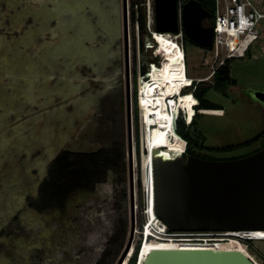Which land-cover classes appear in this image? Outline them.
Listing matches in <instances>:
<instances>
[{"label": "rangeland", "instance_id": "obj_1", "mask_svg": "<svg viewBox=\"0 0 264 264\" xmlns=\"http://www.w3.org/2000/svg\"><path fill=\"white\" fill-rule=\"evenodd\" d=\"M148 2L127 0V36L131 43V57L134 58L133 82L137 90L140 80L136 68L140 66L142 72L145 63L147 79H150L153 71L159 67L156 59L159 54L156 58L153 54L155 48L151 53V47L145 51L151 43L146 42L150 35L147 27ZM185 2L180 1V6ZM98 3L97 0H89L91 8L102 3L105 5L88 12L90 24L82 25L79 35L74 36L73 42L69 44L65 34L73 37L71 23L78 17L73 16L64 4L58 7L54 0H0V264H117L128 242L131 198L124 100L122 106L117 102H110V106H106L105 116H114L115 124L109 126L107 122L100 125L99 129L94 124L87 127L89 101L78 99L72 109L64 102L70 97L69 89L76 93L80 86L77 84V65L81 61L78 55L81 42L90 36L93 18L99 16L96 18H102L100 22H107L112 28L110 22L106 21L105 15L111 12L107 5H119L122 8V0H103ZM150 3L154 31L153 0ZM253 3L264 12V2L258 5L255 0ZM141 14L146 30L143 37L135 22ZM37 19L39 23L35 22ZM203 25L208 26L207 23ZM259 26L263 30L246 55L229 62L235 85H211L213 78L210 76L221 58L215 60L213 52L202 50L189 42L183 43L186 76L190 80L208 78L197 86H210L206 89L204 99L220 108L196 109V115L195 112L193 114L194 125L186 128V134L192 139L198 135L203 138L205 149L197 150L199 155L224 161L242 158L264 148V135L253 142L264 132V111L241 94L245 89L264 91V19ZM41 32L45 34L41 35ZM109 37L108 40L95 38L97 43L100 40L101 46L97 51L101 53H97V57L103 62L109 57L107 45H110L113 36ZM177 41L180 42L181 37ZM71 70L75 80H68ZM139 76L142 77V74ZM133 104L136 107V126L133 125L132 134L135 229L143 222V197L139 184L141 173L145 176V168L142 163L143 142L136 99ZM248 142L252 143L245 145ZM64 149L85 153L117 149L122 160L119 159L115 167L107 171L103 182L95 184L90 190L73 192L63 207L47 212L28 208L27 197L37 195L38 184L45 178L48 164ZM122 227L125 237L121 244H110L119 237ZM136 239L133 234L130 250L136 245ZM180 239L204 241L201 247L195 248L186 245L189 243L173 244L188 252L238 250L236 245L226 242L222 243L228 246L221 248L209 245L229 240L223 233L187 234L181 235ZM119 244L118 256L101 262L104 252L112 253ZM148 245L163 246L154 241ZM245 248L259 264H264V243L252 241ZM129 252L123 263L127 261L128 264L131 260L134 253Z\"/></svg>", "mask_w": 264, "mask_h": 264}, {"label": "water", "instance_id": "obj_2", "mask_svg": "<svg viewBox=\"0 0 264 264\" xmlns=\"http://www.w3.org/2000/svg\"><path fill=\"white\" fill-rule=\"evenodd\" d=\"M208 21V26L203 25ZM213 16L198 0H153V24L157 34L177 35L180 30L192 45L213 48ZM122 25L127 41V3L122 2ZM152 35L146 48L154 47ZM126 45V44H125ZM127 67V47L125 51ZM128 75L126 82L128 84ZM249 102L264 111V91L242 90ZM126 131L129 153L130 233L117 264L132 245L133 164L129 103ZM153 208L157 219L179 234L208 235L264 231V148L233 160H209L186 154L173 158L164 149L151 152ZM138 257L135 264H137ZM144 264H254L240 251H192L150 253Z\"/></svg>", "mask_w": 264, "mask_h": 264}, {"label": "bare ground", "instance_id": "obj_3", "mask_svg": "<svg viewBox=\"0 0 264 264\" xmlns=\"http://www.w3.org/2000/svg\"><path fill=\"white\" fill-rule=\"evenodd\" d=\"M147 5V27L149 28L150 34L153 37L152 42L155 44L153 47L155 50H153L151 47L150 53L153 50V54H155L154 58L157 54L161 56L160 59L157 60L159 62L157 63L159 66L158 70L153 71L151 79L147 81L141 76H139L138 79V81L140 80V85L138 86L139 97L137 105L140 114V126L143 142L142 163L143 167L145 168L144 180L147 182V187L151 192L149 194V226L156 217L153 208L151 152L153 149H164L168 156L173 158H182V153H186L187 149L185 140L178 137L173 129V118L175 111L173 110L172 113H170L166 100L177 95L178 110H183L185 120L187 121H191L194 111L193 108L196 106L197 101L195 97L192 96V94H181L185 88L191 86L192 80L186 76L185 54L179 42L177 41L178 37H173L171 34H157L152 30L153 25L150 0ZM154 58H152V60ZM168 104L172 105L173 102L170 101ZM133 155V163H135L136 159L134 152ZM146 233L148 234V230ZM223 234L226 235V237L237 235L236 233L232 232ZM252 234L257 238H264V231H255L252 232ZM165 241L170 243L158 242L166 244H164L162 247H151L145 243V245L138 251L137 264H144L149 254L154 252H188L187 249L179 246H173V244L179 242L189 243L190 241ZM220 242L234 244L238 247L237 251L240 252L241 248H243L242 246L239 247L240 245L231 239H225ZM130 252L131 254L135 252V246H133ZM129 256L131 255L129 254ZM123 264H127V261H125Z\"/></svg>", "mask_w": 264, "mask_h": 264}, {"label": "flooded vegetation", "instance_id": "obj_4", "mask_svg": "<svg viewBox=\"0 0 264 264\" xmlns=\"http://www.w3.org/2000/svg\"><path fill=\"white\" fill-rule=\"evenodd\" d=\"M91 2L96 0H90ZM114 1V0H109ZM98 5L103 0H97ZM123 2V0H122ZM127 3V0H126ZM104 3L99 6L92 7L91 10L99 9ZM105 5V4H104ZM107 7L111 10L110 13H107L106 21H109L112 25V28L108 26L107 22H100L102 18H93V22L90 25L92 31H90V36L88 40H83L81 42V52L79 51L78 58L80 57V64L77 65L79 69V78L78 83L80 86L74 93L72 89L70 91L69 101L64 102L72 109L73 104L76 100L82 99L89 101V109L86 113L89 122H87V127L96 126L97 129L100 128V125L107 124L112 126L115 124L114 116H105L104 110L106 106H110V102H117L118 105L125 104V112L127 117V106L129 103L130 109V121H131V135L133 134V125L136 126V107L133 104L136 99V88L133 82V73H134V58L131 57V43L127 36V41L124 39L123 34V25H122V8L119 5L112 7ZM204 23L209 24L208 21ZM127 24H128V5H127ZM105 29V30H104ZM121 29V33H120ZM128 30V29H127ZM181 41L183 43V32L180 30ZM112 35L110 45H107L109 50V62L98 60L97 51L100 48V40H108ZM95 38H100L99 43L96 42ZM95 39V40H94ZM126 44V45H125ZM127 47V67H126V58L125 51ZM84 53V54H83ZM92 56L93 54H95ZM101 53V52H100ZM158 55V54H157ZM156 55V56H157ZM72 70L70 71V74ZM69 74V75H70ZM74 74V73H73ZM73 74L70 75L68 80L74 79ZM126 74L128 75V84L126 82ZM68 75V76H69ZM151 79V78H150ZM149 79V80H150ZM75 80V79H74ZM148 81V80H147ZM66 105V106H67ZM115 109V107H113ZM110 117V118H109ZM77 118V117H76ZM89 123V124H88ZM127 126V124H126ZM127 138V131H126ZM105 150V149H100ZM111 150V149H108ZM99 151V150H98ZM95 151V152H98ZM64 152L76 154V153H85V152H74L67 149L61 150L56 157ZM93 152V153H95ZM92 153V152H91ZM55 157V158H56ZM54 159L50 161L47 167L46 176L41 180L37 187V195L35 197H27V206L28 208L33 209L38 212H47L52 209H57L63 207L64 203L67 201L68 196L61 203L55 201L52 196V191L48 187L50 184L49 174L51 172V167L53 166Z\"/></svg>", "mask_w": 264, "mask_h": 264}, {"label": "built area", "instance_id": "obj_5", "mask_svg": "<svg viewBox=\"0 0 264 264\" xmlns=\"http://www.w3.org/2000/svg\"><path fill=\"white\" fill-rule=\"evenodd\" d=\"M253 1L255 0H214L215 12L213 16V48L210 52H213V57L215 60L221 58V62L219 63V68L221 65L224 64L226 60L234 59V58H243L249 50L251 44L257 40L262 32L263 28L259 26V23L262 19H264V12L257 9L254 6ZM264 2V0H257V4L260 5ZM180 5V3H179ZM173 37H181L180 32L177 35H172ZM181 48H183L182 41L179 42ZM138 49V46H137ZM138 54V50H137ZM216 68V69H217ZM142 72L140 71V66L138 69L136 68L137 75L142 74L144 80L147 79V74L145 69L142 66ZM214 69L213 72L216 70ZM212 72V74H213ZM211 74V76H212ZM210 76V77H211ZM137 77V79H138ZM209 77V78H210ZM208 78H198V79H191L194 86L207 81ZM187 87L185 88L181 94L185 95L194 94L195 88ZM138 90L136 88V100L138 102ZM171 99V100H170ZM170 101L173 104H168ZM167 107L169 108L170 113L175 111V115L173 118V122L175 123L176 119H180L184 122V125L187 127L190 124V120H185V115L183 110H178V96L176 95L173 98H169L166 100ZM176 103V104H175ZM197 104V102H196ZM182 111V113H181ZM140 117V116H139ZM142 149V148H141ZM134 153H136V147H134ZM143 152V150H142ZM185 153H182L184 155ZM134 181V179H133ZM152 188H153V180L151 176ZM140 187L141 193L143 197L142 208H141V215L143 222L141 223L140 227H135L133 233L136 239L135 245V252L130 259L133 257H138V251L141 249L145 243L149 244L151 241L154 242H166L170 243L165 240L178 241L181 235L187 234H179L170 232L158 219L155 217L153 222L148 226V219H149V210H150V203H149V194L151 193L147 187V182H144L143 172L141 173L140 177ZM153 192V191H152ZM148 230V234L146 233ZM236 236H227L231 240H235L239 247L241 248V252L254 264L257 262L254 258L248 253L244 245H250L252 241H260L264 240L261 238H257L253 236L251 232H234ZM226 236V235H225ZM193 242V241H190ZM189 242V243H190ZM197 242H204L203 240ZM130 261V260H129Z\"/></svg>", "mask_w": 264, "mask_h": 264}, {"label": "trees", "instance_id": "obj_6", "mask_svg": "<svg viewBox=\"0 0 264 264\" xmlns=\"http://www.w3.org/2000/svg\"><path fill=\"white\" fill-rule=\"evenodd\" d=\"M180 1H184V0H180ZM198 1L201 2L203 8H205L212 15H214L215 12L214 0H198ZM135 22L138 26L141 36L143 37L146 34L144 16L141 14L138 17V19L135 20ZM184 42H188V41L183 35V43ZM230 60H226L223 65H221L213 72L211 76V78H213V84L211 85L215 87L221 86L223 84L235 85L236 82L232 78L230 72V64H229ZM208 87L200 88L196 86L194 91V97L198 102L196 109L198 108L204 110L220 109L204 99V95ZM196 109H195V114L193 111L194 115H196ZM194 117L192 115L190 124L187 127L184 125V122L182 120L180 119L176 120L175 132L180 136V138L184 139L187 142L186 154H192L199 158L213 160L207 156L199 155L196 153L197 150L205 149L203 146V138L200 135L196 136L197 137L196 139H192L190 136L186 134V128H189L192 125H194V119H193ZM263 135L264 132L261 134L260 137L254 139L253 142L258 141ZM250 143L252 142H248L245 145H248ZM224 150H228V149L225 148ZM120 155L121 153L118 152L117 149L99 150L98 152L95 153L72 154V153L64 152L59 154L55 158L53 162V166L51 167L52 168L51 172L49 174L50 184L48 187L52 191L51 193L52 196L54 197L53 199L61 203L73 192L78 190H90L95 184L103 182L105 180V175L107 171L114 168L115 165L117 164L115 162H117L119 159L120 161L122 160ZM121 229L122 230L119 233V237L115 238L114 242L111 241L110 244L122 242V240L125 237V232H124V227H122ZM120 244L112 253L109 251L104 252L101 262L106 258H108L109 260H113L116 256H118L121 247ZM176 245H185V244L183 242H179L176 243ZM186 245L201 247L202 242L193 241ZM209 245L213 247L217 246L220 248L228 246V244L222 242L211 243ZM155 247H162V245ZM134 260L135 257H133L128 264H131L132 261ZM257 264L259 263L257 262Z\"/></svg>", "mask_w": 264, "mask_h": 264}, {"label": "snow or ice", "instance_id": "obj_7", "mask_svg": "<svg viewBox=\"0 0 264 264\" xmlns=\"http://www.w3.org/2000/svg\"><path fill=\"white\" fill-rule=\"evenodd\" d=\"M41 2H43V0H41ZM54 2L57 4L58 7L61 4H64L66 7L69 8L73 16L78 17L77 20H74L71 23V29L74 34L73 37H68L67 33L65 34L66 41L69 44H71L73 42L74 36L79 35L81 31V26L85 24H90L88 12L91 10V6L89 4V0H54ZM35 22L39 23V20L37 19ZM43 34L45 33L41 32V35ZM70 51L71 50L69 49L68 50L69 54H70Z\"/></svg>", "mask_w": 264, "mask_h": 264}, {"label": "clouds", "instance_id": "obj_8", "mask_svg": "<svg viewBox=\"0 0 264 264\" xmlns=\"http://www.w3.org/2000/svg\"><path fill=\"white\" fill-rule=\"evenodd\" d=\"M182 44H183V43H182ZM182 49H183V48H182ZM147 50H149V49L146 48L145 51L147 52ZM159 57H160V56H158L157 58L155 57V58H156V59H159ZM157 63H159V62H157ZM185 64H186V61H185ZM143 67H144L145 69H147L145 63L143 64ZM146 73H148V72L146 71ZM193 86H194V83H192L191 86H189V87H193ZM196 86H197V85H196ZM196 86H194V88H196ZM194 91H195V90H194ZM193 96H194V94H193ZM196 101H197V100H196ZM197 105H198V102H197L196 106H194V108H193V109H194V112H195V109H196ZM176 120H178V118H177ZM175 122H176V121H175ZM173 129H174V131H175V123H174V122H173ZM175 133H176V132H175ZM176 135H177L178 137H180L178 134H176ZM185 142H186V141H185ZM186 146H187V142H186ZM135 262H136V257H135V260H134V264H135Z\"/></svg>", "mask_w": 264, "mask_h": 264}, {"label": "crops", "instance_id": "obj_9", "mask_svg": "<svg viewBox=\"0 0 264 264\" xmlns=\"http://www.w3.org/2000/svg\"><path fill=\"white\" fill-rule=\"evenodd\" d=\"M258 107H260V106H258ZM258 242L264 243V240H260V241H258Z\"/></svg>", "mask_w": 264, "mask_h": 264}]
</instances>
